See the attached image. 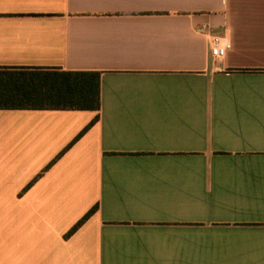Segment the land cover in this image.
I'll use <instances>...</instances> for the list:
<instances>
[{
  "label": "crops",
  "instance_id": "crops-1",
  "mask_svg": "<svg viewBox=\"0 0 264 264\" xmlns=\"http://www.w3.org/2000/svg\"><path fill=\"white\" fill-rule=\"evenodd\" d=\"M0 67L100 74L0 110V264H264V0H0Z\"/></svg>",
  "mask_w": 264,
  "mask_h": 264
},
{
  "label": "trees",
  "instance_id": "trees-1",
  "mask_svg": "<svg viewBox=\"0 0 264 264\" xmlns=\"http://www.w3.org/2000/svg\"><path fill=\"white\" fill-rule=\"evenodd\" d=\"M98 72L64 71L57 68L0 67V110H99ZM97 120L95 117L53 159L72 145ZM97 209H89L64 235L74 233Z\"/></svg>",
  "mask_w": 264,
  "mask_h": 264
},
{
  "label": "built area",
  "instance_id": "built-area-1",
  "mask_svg": "<svg viewBox=\"0 0 264 264\" xmlns=\"http://www.w3.org/2000/svg\"><path fill=\"white\" fill-rule=\"evenodd\" d=\"M209 52L212 58H222L229 49L230 44L225 37L207 35Z\"/></svg>",
  "mask_w": 264,
  "mask_h": 264
}]
</instances>
